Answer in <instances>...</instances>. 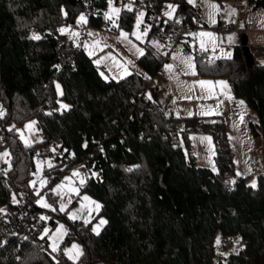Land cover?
I'll return each instance as SVG.
<instances>
[{"label": "trees", "instance_id": "1", "mask_svg": "<svg viewBox=\"0 0 264 264\" xmlns=\"http://www.w3.org/2000/svg\"><path fill=\"white\" fill-rule=\"evenodd\" d=\"M147 2L163 13L171 11L167 5L175 6L165 24L152 22L144 12L148 34L158 36L163 46L170 36L185 37L189 45L192 35L182 26L201 24L195 21L198 4ZM249 2L254 9H264V0ZM107 5L108 0H0V100L5 106L0 148H8L10 160L0 173V221L6 210L24 200L39 214L26 223L42 233L63 217L68 222L66 239L75 236L84 247L83 255L72 261L61 249H49L46 234V245L41 246L24 237L21 226L10 225L0 230V264H264V173L257 172L255 187L245 176L230 181L234 158L223 118L167 113L149 98L146 88L165 59L152 43L144 42L145 51L136 59L145 74L106 77L85 47L60 31L80 12L91 24L109 26ZM132 9L124 8L119 17L127 29L138 12L134 5ZM34 34L40 39H33ZM194 53L197 73L225 76L233 94L257 113V121L248 120L251 132L264 136V62L254 58L249 66L242 40L232 45L230 58L209 62ZM56 80L67 108L56 107ZM32 117L43 138L27 144L18 127ZM189 129L210 131L217 170L199 165L176 141L179 131L186 134ZM50 138L64 153L61 160L48 157L53 163L44 166V173L54 179L72 163L87 171L82 188L100 200L107 221L99 235L90 223L70 219L58 208L48 220L41 219L43 209L29 189V179ZM49 198L58 207L57 198L50 193ZM217 236L222 245L235 236L239 249L222 255Z\"/></svg>", "mask_w": 264, "mask_h": 264}, {"label": "rangeland", "instance_id": "2", "mask_svg": "<svg viewBox=\"0 0 264 264\" xmlns=\"http://www.w3.org/2000/svg\"><path fill=\"white\" fill-rule=\"evenodd\" d=\"M192 3L198 4V17H196L195 21L201 23L200 25H195L194 34L196 35H192L189 38V45L185 43L187 38L184 37L178 39L171 49H165V46L169 45L168 42H165L163 46V42L158 36L148 34V25L144 24V17L140 28H136L137 14L139 12L136 13L130 29L119 24L122 10L127 8L126 6L129 4L132 6V0L115 1L114 7L121 9L118 18L112 14L109 4L107 5L106 12L112 16L107 27L91 24L87 14L80 12L76 16L74 23L62 24L60 29L64 28V32L68 34V37L74 38L76 43L82 44L87 52L93 56L96 63L99 61L98 64L102 65V71L106 77L121 78L132 71L145 74V70L136 61L137 57L141 55L137 49L144 52V42L152 43L158 52L165 55V59L162 68L152 76L146 88V93L154 98L167 113L185 116L195 114L221 116L225 122L226 133L234 158L235 171L230 176V180L234 181L237 178L246 176L252 184L253 182L256 184L257 172L264 173V165L259 163L261 155L264 153V136L262 134L255 136L251 132L248 120L257 121V113L242 98L233 94L229 81L225 76L213 77L197 73V60L194 50L205 51L201 48V42H203L204 48L215 59L219 56H226L225 53L232 54V45L239 42L243 34L247 35L249 50H251L250 47L254 41L264 43V9H254L249 0H200L199 2L192 0ZM214 5L217 7H213ZM81 15L85 16L86 23H78ZM247 17L255 20V28L250 30L246 27L242 34L239 31L237 32V30L228 29L226 31L227 38H223L218 30L219 27H217L219 20H226L231 25H237L242 28L245 26ZM112 20L116 21L117 28H112L115 25ZM83 26H88V35L83 41H80L78 37L82 33L81 29ZM146 29L147 34L144 35L143 33ZM121 31L128 33L126 39L121 37ZM72 32L77 33V35H71ZM133 32H138L141 35V39H137L136 36L132 35ZM200 33H212L213 35L211 37L201 36L199 35ZM259 61L264 62V57L260 58ZM189 64H191V67ZM166 65H171V69H167ZM168 74H171V77L168 78ZM199 81L212 83L201 86ZM218 81L227 82V88L217 84L216 82ZM55 84L60 85V90H57L56 107L63 108L61 105L68 106L69 103L61 96L62 85L60 81L56 80ZM241 101H243V104L240 103ZM4 111L5 106L0 100V115ZM33 121H35V124L31 128L26 127ZM18 134L21 140L27 144L37 142L43 138L35 117L25 119L18 127ZM175 139L183 146L186 153L190 151L194 155L199 165L209 166L217 170L215 143L210 131L189 129L186 134L179 131ZM4 152L9 153L7 147L0 148V154ZM52 163L51 159L42 156V159L37 162L36 171L29 179V189L32 190L36 202L43 209L40 214L43 217H47L48 220L53 209L57 210L56 208H58L61 210V205H64L63 211L66 212L68 217L70 213H78L76 219H80L83 222L85 220L90 221L92 229L99 225L100 231L104 225H100L99 222L101 219L106 220V216L101 212V208L98 211H90V209H94V205L82 199L83 196L87 195L91 201L101 205L98 198L82 188L80 181L83 179L85 182L88 176L87 171L82 170L80 167H70L69 170H64L56 178L51 179L44 173L43 168L44 166H50ZM3 164L10 165L9 155L0 158V165ZM64 165V163H61L62 167ZM77 170L79 171V176H73V172ZM58 186L60 187L58 188ZM73 188L78 189L79 194L73 192ZM49 193L59 201L58 207L49 198ZM11 194L12 199L17 201L16 192L12 191ZM71 194L76 195L74 201L70 198ZM44 203L51 207L43 206ZM81 204H86L87 207L81 209ZM60 225L64 226L65 235H61L58 231ZM45 230H47V233ZM67 230L68 222L63 217H57L54 225L50 226L47 224L44 227L42 234L47 235L49 249L52 250V245L55 244L57 250L54 252L61 249L65 253L66 249H71L72 245L76 244L83 252L84 247L80 239L75 236H72L69 240L66 239ZM239 246V241L235 236L231 238V242L227 245H222L221 236L216 237V248L222 255L237 251ZM71 255L75 256L76 250H73ZM66 256L67 259H70L68 255ZM78 259H75V261Z\"/></svg>", "mask_w": 264, "mask_h": 264}, {"label": "built area", "instance_id": "3", "mask_svg": "<svg viewBox=\"0 0 264 264\" xmlns=\"http://www.w3.org/2000/svg\"><path fill=\"white\" fill-rule=\"evenodd\" d=\"M196 1L198 2L199 0H196ZM132 4L134 5V8L136 9V11L138 12L143 11V12L149 13V18L152 22H155L157 24H165L166 22L171 21L169 16L164 15L163 11L155 10L153 6L147 2V0H132ZM245 25L253 27L255 25V22L251 17H247L245 20ZM230 26H231L230 22L226 20L222 22L220 31L223 37H225L226 29ZM182 28L187 34H190L193 32V29L195 28V26L183 25ZM234 28L238 31L242 30L237 25H235ZM81 32L82 33L80 37H78V39L80 41H83V39L86 38L88 35V26H83L81 29ZM177 40H178L177 37H174V36L168 37L166 42H168L169 45H166L165 49H171L176 44ZM197 51H198V55L200 59L206 60L209 62L214 60V58L211 57L207 51H200V50H197ZM167 76L171 77V74H168ZM63 153H64L63 149L60 147L58 143H56V140L54 138H50L48 145H47L45 157L56 158L60 156L58 160H61ZM42 156L44 155H39L37 157V161H40V159H42ZM259 163L264 165V153L261 155ZM75 166H76L75 163L71 164V167H75ZM4 170H5V166L0 165V173L3 172ZM29 216L33 218V217L39 216V214L37 211L32 210L31 204L29 202L26 203L23 200L16 207L9 208L8 210L5 211V213L3 214V219L0 221V230L10 225H19L21 226V233L24 237L31 239L32 242L38 245L45 246L46 245L45 239L42 233L39 232L38 228L32 225L31 223H26V219ZM3 238L5 237L3 236ZM224 243L227 244L229 243V241L224 240ZM218 259H219V254H217L216 256V260ZM64 264H72V263L64 262Z\"/></svg>", "mask_w": 264, "mask_h": 264}, {"label": "snow or ice", "instance_id": "4", "mask_svg": "<svg viewBox=\"0 0 264 264\" xmlns=\"http://www.w3.org/2000/svg\"><path fill=\"white\" fill-rule=\"evenodd\" d=\"M189 2H192V0H189ZM114 3H115V0H108L109 8L111 9L112 14H113V15H116L117 18H118V14L120 13L121 9L118 8V7H114ZM126 7H127V10H128V11H132V10H133L131 4L127 5ZM167 7H168V9H170L171 11H166V12L164 13V15L171 17V16H172V13L175 12V6L172 5V4H169V5H167ZM213 7H217V6L214 5ZM144 15H145V13H144L143 11H140V12L137 14V20H136V25H135L137 29L140 28V25H141V23H142V19H143ZM105 18H106V19H112V16L109 15V13L106 12V13H105ZM86 22H87V21H86L85 16H84V15H81V16L79 17V21H78V23H86ZM112 23H113V24H116V21H115V20H112ZM60 31L63 33V32L65 31V29H64V28H61ZM143 34H144V35L147 34V29L145 30V32H144ZM71 35L75 36V35H77V33L72 32ZM132 35L136 36L137 39H141V35H140L138 32H133ZM190 35H196V34H194V33H190ZM199 35H201V36H209V37H211L213 34H212V33H200ZM127 36H128V33H125V32H123V31H121V37H122V38H125V39H126ZM32 38H33V39H40V37H39L38 35H35V34L32 36ZM230 40H231V38H230ZM201 48H203L205 51H207V49L204 48V44H203V42H201ZM137 50L140 51L141 55L143 54L142 50H139V49H137ZM225 55H226L228 58L231 57V53H225ZM97 63H99V61H97ZM189 66L191 67V64H189ZM57 67H59V66H57ZM166 68L170 70V69H171V65H166ZM193 74H195V73L193 72ZM145 78H146V79H150V77H147V76H146ZM210 83H212V82H209V81H199V84H200L201 86H203L204 84H210ZM216 83L219 84V85H222V86L225 87V88H227V82H225V81H218V82H216ZM56 87H57V90L59 91V90H60V85L57 84ZM62 94H63V93L61 92V95H62ZM149 98H151V97L149 96ZM240 103L243 104V101H241ZM61 107H63V108H67L68 106H67V105H61ZM241 119H242V117H241ZM34 124H35V121L31 122V123H30L29 125H27L26 127L31 128ZM206 139H207V138H206ZM85 146H87V145H85ZM8 155H9L8 152H4V153L0 154V158L7 157ZM213 170H215V169H213ZM73 176H79V171H78V170H77V171H74V172H73ZM66 179H68V178H66ZM80 182H81V184H83V183H84L83 179H81ZM232 183H234V181H232ZM251 186H252V187H255V186H256V185H255V182H253V184H252ZM59 187H60V186H58V188H59ZM54 191H55V190H54ZM72 191H73V192H76L77 194H79L78 189H76V188H73ZM82 199H83L84 201H87L89 204L94 205V209H90V211H92V210H97V211H98V210L102 207L100 204L96 203L95 201H91L90 198H89L87 195L83 196ZM43 206H45V207H51L50 205H47L46 203H44ZM85 207H87L86 204H81V209H83V208H85ZM64 208H65V206H64V205H61V211H63ZM53 210H55V209H53ZM0 211H2V210H0ZM77 215H78V213H70V214H69V218L74 220V219L77 218ZM41 219H47V217H43V216H42ZM89 222H90V221L85 220V223H86V224L89 223ZM106 223H107V221L104 220V219H101L100 222H99L100 225H104V224H106ZM58 231L60 232L61 235H65V234H66V230H64V226H63V225H60V228L58 229ZM93 231L96 232L97 235H99V225H98V226H95V227L93 228ZM45 232L47 233V230H45ZM218 242H219V241H218ZM52 250H53V251H56V250H57V246H56L55 244L52 245ZM73 250H76V255H75V256L71 255V253H72ZM65 254L68 255L70 259H74V260H75V259H78L80 255H83V252H82V250L79 248L78 245L73 244L72 247H71V249H66V250H65Z\"/></svg>", "mask_w": 264, "mask_h": 264}, {"label": "crops", "instance_id": "5", "mask_svg": "<svg viewBox=\"0 0 264 264\" xmlns=\"http://www.w3.org/2000/svg\"><path fill=\"white\" fill-rule=\"evenodd\" d=\"M200 1V0H199ZM198 1V2H199ZM219 22V21H218ZM222 20L220 21V23H218L217 25V27H219V31H220V27L222 26ZM254 22H255V20H254ZM234 26L235 25H231L230 27H228L227 29H226V31L228 30V29H230V30H234V31H236V29L234 28ZM242 27V26H241ZM246 27H248V29H253V28H255L256 27V24L253 26V27H250V26H244V27H242L241 29V31H244L245 29H246ZM226 31H225V37H223L224 39H226L227 38V33H226ZM241 31H239V33L240 34H242V32ZM221 32V31H220ZM237 32H238V30H237ZM241 41V40H240ZM251 50H250V52L252 53V55L254 56V58H256L257 60H259L260 58H263L264 57V43H259V42H255L254 41V43L251 45ZM169 78V77H168ZM154 99V98H153ZM155 100V99H154ZM4 166H7L6 164H3ZM242 177H244V176H242ZM246 177V176H245ZM241 178V177H240ZM237 179H239V178H237ZM236 179V180H237ZM248 179V178H247ZM231 181V180H230ZM235 181V180H234ZM232 182V181H231ZM70 198L74 201L75 199H76V195L75 194H71L70 195ZM90 223V222H89ZM63 254L66 256V254L63 252ZM66 258H67V256H66ZM70 260V259H69ZM72 261H75V260H72Z\"/></svg>", "mask_w": 264, "mask_h": 264}, {"label": "water", "instance_id": "6", "mask_svg": "<svg viewBox=\"0 0 264 264\" xmlns=\"http://www.w3.org/2000/svg\"><path fill=\"white\" fill-rule=\"evenodd\" d=\"M242 43H243V49L246 55V59H247V63L249 66H252L254 63V56L252 55V53L250 52V50L248 49V45H247V35L243 34V37L241 38Z\"/></svg>", "mask_w": 264, "mask_h": 264}]
</instances>
